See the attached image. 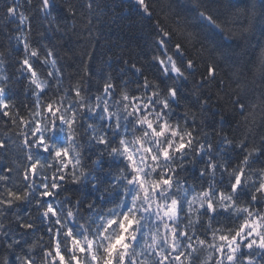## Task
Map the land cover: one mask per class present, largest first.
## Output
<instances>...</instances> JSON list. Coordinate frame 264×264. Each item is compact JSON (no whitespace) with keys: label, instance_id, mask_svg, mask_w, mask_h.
<instances>
[{"label":"snow or ice","instance_id":"6c2138e0","mask_svg":"<svg viewBox=\"0 0 264 264\" xmlns=\"http://www.w3.org/2000/svg\"><path fill=\"white\" fill-rule=\"evenodd\" d=\"M26 6L34 17L6 5L18 24L0 44V155L15 153L0 167V264H264V43L249 68L215 39L242 15L247 41L264 0H172L171 26L150 0L134 18L117 0ZM145 45L165 79L139 62ZM66 185L95 195L61 199ZM38 232L47 244L25 240Z\"/></svg>","mask_w":264,"mask_h":264},{"label":"trees","instance_id":"16d2710c","mask_svg":"<svg viewBox=\"0 0 264 264\" xmlns=\"http://www.w3.org/2000/svg\"><path fill=\"white\" fill-rule=\"evenodd\" d=\"M9 2H10V0H0V44L6 43V38H7V31L6 30H13L14 31L17 27V24H18V18L14 19V20H5L4 19V9H5L6 5H8ZM16 2L21 5V8L19 9L20 11H24L26 13V15H28L30 18L35 16V13H33L32 10L27 8L26 0H16ZM117 2L120 3L121 9L127 10L125 14H127V12H129V14H131L133 16V18L135 17L137 9H135V7L133 6L134 0H117ZM150 2L156 7V11L159 14L160 19L163 20L167 17V23L170 26L175 25L178 22L176 17L169 14V10L167 8V5L172 3V0H150ZM180 2L185 3V0H180ZM233 2L236 3L240 7H243L244 0H233ZM119 10L120 9H118V11ZM246 22L247 21L244 19V17L242 15L239 16L238 18L234 19L229 24V28L232 30L233 33H235L234 35L220 36L219 34H217L215 36V39L217 40V42H221L224 45L231 46L233 49H235L238 52L243 50L245 52V54L243 55L241 62L250 68L252 65V62L256 59L257 53L259 52L258 45L260 43L256 39L255 34H248V40L247 41H245L241 37L240 29L244 26V24H246ZM33 23H36V21L33 20ZM43 27L46 28L47 24H44ZM186 31H194V29L188 28V29H186ZM258 32L261 35H264V27L258 28ZM119 34H120L119 29H117V28H115V26H113L111 31L108 33L106 32L105 35L106 36H112V38L114 39L115 38L114 35H119ZM16 35L21 36V38H23L25 35H28L27 27L24 26L23 31L17 32ZM59 35L60 34H56V36H59ZM83 35H84V37H87V32H84ZM30 39H32V41L35 44L40 46L41 49H43V45H45V44L49 45V47H51L55 44V38H54L52 33H45V36L42 39L41 37H39L37 35V33L35 31H33L30 34ZM76 43H77L76 39L73 38V41H72L71 45H69V46L75 47ZM79 43L83 44L84 40H80ZM121 43H123V41H121ZM197 47H199L198 44H197ZM56 48L58 49L57 55H62V51L59 50L60 45H56ZM153 51L154 50L152 48L145 45V46H143L142 50H138L139 55L137 58L141 64H144L145 62L148 61V63L146 64V70L149 71L153 76H156L159 79H165L163 77H159V70H158L157 65L155 64V62H152L150 60L151 56L153 55ZM42 54H43V52H42ZM55 58H56V56H53V57H49L48 59H49V61H51V59H55ZM64 62H65L64 60H61L59 63L63 64ZM36 63H37L38 67L40 68V70L43 74H46V72L48 70H51L50 65L45 66L40 61H37ZM58 66H59V64H58ZM16 67H18V65L13 66L11 63H9L6 65V71L8 74H10V75L15 74L17 76V78H19L18 73H16ZM221 69H222L221 70V76H223L225 79V88H226L230 82L229 76H230L231 70L223 64L221 65ZM118 71H119V69L117 67L116 72L118 73ZM245 71L247 72V68L245 69ZM42 78H44L43 75H42ZM65 83H67V81H65ZM231 86L233 88H235L236 84L232 83ZM13 91L16 92L17 95H19L18 90L14 89ZM185 95H187V93ZM231 120H232V116H231V114H229L227 116V121H231ZM224 128L226 130L228 129V122L224 123ZM5 131H6V129L2 126V122H0V135H3V133ZM14 159H15V153L12 151L7 153L6 156L0 155V167H2L5 164H12ZM192 171H193V174H195V170H192ZM51 172H52V169L47 170L48 175H51ZM66 188H67V191L61 195V199H63V196L66 195V196L72 197L74 200L76 197L77 191H84L85 194L90 196V197L95 195L94 190H92L88 187H85L83 189H77L74 185H66ZM23 211H27V209L25 208ZM5 222L8 223V225H9V227H8L9 235H16V238L19 239L18 233L22 230H20L18 228V225L15 223L14 220H12L11 216H9ZM41 235L44 236V240L40 241V243L41 244H47L48 243V237L43 232H38L34 235L26 236L25 240L30 243L31 241L38 239V237ZM25 247H26V244H25ZM18 251H19V249H18ZM12 259L14 260V256L12 257Z\"/></svg>","mask_w":264,"mask_h":264},{"label":"clouds","instance_id":"9594fccd","mask_svg":"<svg viewBox=\"0 0 264 264\" xmlns=\"http://www.w3.org/2000/svg\"><path fill=\"white\" fill-rule=\"evenodd\" d=\"M255 36L259 43H264V35H261L258 30L256 31ZM0 251H2V249H0Z\"/></svg>","mask_w":264,"mask_h":264}]
</instances>
